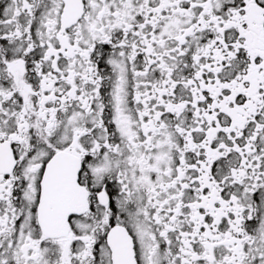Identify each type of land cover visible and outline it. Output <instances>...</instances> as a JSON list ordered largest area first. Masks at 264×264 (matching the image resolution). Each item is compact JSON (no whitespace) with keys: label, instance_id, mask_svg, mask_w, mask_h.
Segmentation results:
<instances>
[{"label":"snow or ice","instance_id":"6c2138e0","mask_svg":"<svg viewBox=\"0 0 264 264\" xmlns=\"http://www.w3.org/2000/svg\"><path fill=\"white\" fill-rule=\"evenodd\" d=\"M0 264H264V0H0Z\"/></svg>","mask_w":264,"mask_h":264}]
</instances>
